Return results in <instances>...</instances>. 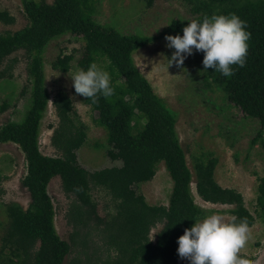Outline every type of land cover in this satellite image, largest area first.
<instances>
[{
  "label": "trees",
  "instance_id": "16d2710c",
  "mask_svg": "<svg viewBox=\"0 0 264 264\" xmlns=\"http://www.w3.org/2000/svg\"><path fill=\"white\" fill-rule=\"evenodd\" d=\"M185 1L193 19L213 13H236L247 21L251 36L245 65H232L235 71L230 76L209 67L202 80L204 90L220 89L246 116L260 123L252 143L261 140L264 151V0ZM95 3L23 0L28 25L14 32H0V80L12 76L18 60L10 57L22 50L28 59L32 86L24 119L0 126V144L15 143L25 154L27 173L22 184L31 195L27 209L17 202L6 205L8 224L1 239L0 264H65L79 246L85 255L84 264H179L177 237L195 219L210 214L196 203L194 182L202 200L234 206L229 222L245 219L250 228L260 220L264 225V174L259 178L253 214L240 191L217 182V158L208 153L193 155L192 171L177 134L174 112L135 64L133 55L137 50L164 39L166 34L182 33V27L192 19L175 18L154 36L123 34L94 19ZM0 22L14 24L15 17L0 10ZM66 33L85 42L77 62L80 69L106 61L114 94L108 98L99 96L95 103L80 96L98 113L96 121L106 130L111 147L107 155L122 161L121 166L91 172L79 163L78 150L86 143L87 126L66 91L59 90L52 97L47 88L44 51L52 40ZM74 59L73 54H59L52 68L69 72ZM6 60L7 66L1 69ZM50 104L58 118V124L51 126V143L59 152L57 157L43 154L39 142ZM7 109V103L0 106V115ZM161 162L173 180L168 206L148 203L136 189L155 177ZM57 176L64 191L73 198L67 212L73 228L71 242L57 232L55 206L48 193L50 182ZM3 181L0 172V198L5 192ZM93 186L104 189L115 204L114 211L106 217L99 214ZM159 224L162 228L153 240L152 230ZM89 249L93 250L92 256ZM239 255L252 261L246 254Z\"/></svg>",
  "mask_w": 264,
  "mask_h": 264
},
{
  "label": "rangeland",
  "instance_id": "374dc122",
  "mask_svg": "<svg viewBox=\"0 0 264 264\" xmlns=\"http://www.w3.org/2000/svg\"><path fill=\"white\" fill-rule=\"evenodd\" d=\"M52 3L54 0H46ZM151 1V4H149ZM94 19L103 25L113 26L123 34L154 36L164 30L175 18L193 19L185 0H95ZM0 10L8 11L15 17L14 24L0 22V32H14L24 28L29 21L24 11L23 0H0ZM181 34L182 33H178ZM85 42L82 38L66 33L52 40L44 51L46 83L51 96L59 90L66 91L74 101L82 121L87 126V140L78 150L79 163L94 172L106 167L121 166L122 161L112 160L107 155L111 148L106 130L97 123L98 113L86 104L80 94L75 93L70 74L80 69L77 62L82 55ZM160 39L134 53V61L140 72L150 81L157 95L162 97L174 112L176 130L186 153L188 165L193 171L195 154L208 153L217 158L215 171L217 182L228 188L240 191L246 206L256 214L257 188L259 178L264 174V151L261 140L252 143L261 129L260 123L246 116L243 111L228 100L220 89H205L203 84V52L195 51L186 56L183 63L171 64L169 58L174 48L166 46ZM59 54H73L74 60L69 72L52 68V62ZM17 58L12 76L0 80V106L8 104V109L0 115V126L9 122H20L31 102V82L28 77V59L25 51H19L10 58ZM8 60L1 69L5 68ZM98 67L109 71L106 61L98 62ZM58 124L55 108L50 104L45 113L40 130V148L43 154L57 157L59 152L51 143L52 125ZM0 172L4 176V195L0 198V245L5 233L8 217L6 205L12 202L27 209L31 203L29 190L22 184L27 173L25 154L15 143L0 144ZM173 180L164 162L159 164L155 177L137 185L139 193L144 194L152 205L168 206ZM192 190L196 203L212 213L223 217L225 222L233 219L234 206L212 204L202 200L196 192L195 182ZM48 193L55 206V226L62 239L71 242L72 226L68 223L67 212L72 196L64 191L59 176L52 179ZM92 193L98 204L99 214L106 217L114 211L111 196L102 188L94 187ZM162 225L152 230L156 239ZM79 247L73 249L65 264H84L85 255ZM92 256V249L88 250ZM252 258L249 264H264V225L260 220L249 228L247 242L240 252ZM92 263L94 258L91 259ZM181 258L179 264H185Z\"/></svg>",
  "mask_w": 264,
  "mask_h": 264
},
{
  "label": "clouds",
  "instance_id": "9594fccd",
  "mask_svg": "<svg viewBox=\"0 0 264 264\" xmlns=\"http://www.w3.org/2000/svg\"><path fill=\"white\" fill-rule=\"evenodd\" d=\"M250 36L247 21L236 13H213L192 19L182 27V35H165L166 46L174 48L169 64L175 61L180 65L193 50L202 51L204 70L211 67L230 76L235 71L232 65H245ZM70 77L75 93L91 98L94 103L99 96L108 98L114 94L109 72L95 63ZM194 221L177 237V253L181 258H187L190 264H249L239 255L247 242V220L225 222L221 215L212 213Z\"/></svg>",
  "mask_w": 264,
  "mask_h": 264
}]
</instances>
